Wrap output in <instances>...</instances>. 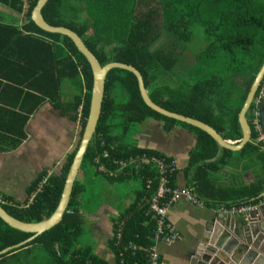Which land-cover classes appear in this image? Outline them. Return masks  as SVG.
<instances>
[{"label": "trees", "instance_id": "16d2710c", "mask_svg": "<svg viewBox=\"0 0 264 264\" xmlns=\"http://www.w3.org/2000/svg\"><path fill=\"white\" fill-rule=\"evenodd\" d=\"M37 1L0 0V6L20 16L21 21L19 24L15 18L0 14V85L26 96L19 105H13L23 114L7 111L13 118L0 124V142L5 145L0 150L4 151L15 149L24 139L28 114L43 101L62 108L60 94L66 87L74 91L71 111L76 114L81 106L80 134L88 116L92 85L89 64L69 38L42 31L31 21ZM41 15L48 25L67 28L79 36L101 66L116 62L135 68L155 105L210 126L224 141L241 140L237 116L264 63V0H48ZM184 54L191 55L195 64L181 86L174 89L165 76ZM262 89L264 77L256 97ZM215 102L217 113L212 106ZM26 103L31 105L29 109L24 108ZM253 109L251 104L245 114L250 142L239 151H230L198 128L149 109L132 73L120 69L107 73L100 117L79 172L85 176L92 170L94 177L114 183L130 176L140 179V192L119 214V237L115 224L109 243L113 264H147L148 252L155 245V222L147 214L146 203L157 186L156 174L149 165H141L137 175L132 169L127 175L111 178L97 171L94 159L112 170L114 159L160 156L132 147L133 135L148 119L163 121L166 131L175 125L186 127L197 137L186 169L194 197L209 207L222 203L229 207L228 201L241 199L255 205L264 192V145L257 141L251 126ZM76 150L67 156L59 176L45 179L39 191L38 184L44 177L32 185L28 190L34 194L30 204L15 206L3 196L6 203L0 206L23 223L49 218L58 205ZM104 151L108 157L103 159ZM232 158L257 162L262 177L247 187L220 190L210 176ZM147 178L151 179L148 189ZM170 182L173 184V175ZM83 188L75 180L61 221L29 243L1 255L0 264H109L97 258L91 248L79 246L83 224L80 211L88 208L87 203L77 200ZM31 236L0 220V251Z\"/></svg>", "mask_w": 264, "mask_h": 264}, {"label": "crops", "instance_id": "0c3cea01", "mask_svg": "<svg viewBox=\"0 0 264 264\" xmlns=\"http://www.w3.org/2000/svg\"><path fill=\"white\" fill-rule=\"evenodd\" d=\"M2 9L4 13L15 18L19 24L21 23L20 16ZM194 64L195 61L191 55L180 56L174 69L165 76L169 87L178 89L185 74ZM185 90L188 89L185 88ZM20 91L25 90L21 88ZM73 96L74 91L66 87L60 94L62 108L56 107L50 101H43L28 114L23 128L24 139L20 144L12 150H0V194L8 198L12 205L30 204L33 195L28 190L32 185L42 177L45 180L50 176H59L67 156L77 148L81 128L80 117L77 112L75 114L70 109ZM234 97L237 96L234 94ZM25 98L26 96L16 89L0 85V109H5L0 111L1 125L13 118V115L7 111L23 114L17 107L13 108V105H19ZM30 106L26 103L24 108L29 109ZM212 106L217 113L219 107L216 102ZM262 108L264 109L263 100L260 112ZM260 120L264 131L262 112ZM131 142L132 147L154 152L174 163L176 169L173 173L172 186L178 191L190 187L191 175H187L186 169L189 156L197 142L196 135L190 129L175 125L166 131L163 121L148 119L138 128ZM230 143L236 142L230 141ZM4 146L3 142H0V148ZM218 156L220 158V152ZM137 166L138 168L134 170L136 175L141 165ZM262 175L263 171L258 167L257 162L248 160L237 162L232 158L224 168L213 172L210 178L222 190L250 186ZM76 180L84 187L77 200L87 203L88 207L80 211L83 224L79 246L91 248L97 258L113 264L114 255L109 243L114 235L115 224L118 222L119 214L131 205L140 192V179L130 176L126 181L114 183L100 176L94 177L93 171L89 170L85 176L78 172ZM136 180L138 184H135ZM263 195L264 192L260 194V201L255 205L250 204L249 199H241L228 201L226 204L229 207L222 206L224 203L218 207H209L204 204L203 206L194 205L185 200L177 201L168 209L167 219L179 233L180 239L172 243L165 241L156 243L155 248L160 257V263L191 264V254L205 225L214 218L232 220L233 216L234 222H241L243 215L231 214L226 209L243 205L254 209L264 202ZM235 225L240 230L241 225L238 223ZM256 242L258 252L264 255V236L258 237Z\"/></svg>", "mask_w": 264, "mask_h": 264}, {"label": "water", "instance_id": "95a60500", "mask_svg": "<svg viewBox=\"0 0 264 264\" xmlns=\"http://www.w3.org/2000/svg\"><path fill=\"white\" fill-rule=\"evenodd\" d=\"M47 1L48 0L37 1L31 12V21L42 31L51 34H59L69 38L77 51L83 55L89 64L92 74V85L90 91L88 116L80 136L77 150L66 175L58 205L53 214L49 218L38 223H23L11 217L0 206L1 221L11 228L32 234V236L24 242L0 251V256L29 243L35 237L51 229L61 221L62 215L68 206L72 186L79 172L83 156L87 150L92 136L95 133L96 125L101 113V104L104 97L105 78L110 70L120 69L132 73L137 81L139 95L143 103L149 109L167 118H171L178 122L198 128L199 130L208 134L219 147L230 151H239L246 143L250 142L251 130L245 118V114L248 111L256 91L264 77L263 63L251 83L244 103L237 116L238 124L241 130V140L238 143L232 144L230 141H224L220 134H218L210 126L200 121L166 111L155 105L149 98L144 88L140 73L132 66L116 62L101 66L95 56L84 45L81 38L74 32L64 27L50 26L43 20L41 9ZM261 112L264 114L263 108ZM262 197H264V195ZM234 219V216L232 220L214 218L203 227V232L200 235V239L198 240L191 254V264H259L260 262H264V255L258 252V243L256 242L258 237L264 236V202L244 215V217L241 218V222H234ZM237 223L241 225L240 230H238L235 225Z\"/></svg>", "mask_w": 264, "mask_h": 264}, {"label": "built area", "instance_id": "2783aa9c", "mask_svg": "<svg viewBox=\"0 0 264 264\" xmlns=\"http://www.w3.org/2000/svg\"><path fill=\"white\" fill-rule=\"evenodd\" d=\"M264 98V89L259 92V95L254 96L251 104L254 105L251 117V126L253 130L257 133V141L264 145V131L262 129V124L260 120L261 112L260 105ZM81 106L77 109V115L80 117ZM103 159L108 157V153L104 151L101 156ZM114 169L107 170L103 165L99 163L98 158L94 159V163L97 165V171L105 174L108 177L115 178L120 175L129 174L132 169L136 170L137 165H149L151 169L156 174L157 186L151 197L147 200V214L151 215L155 222L154 231V241L153 245L147 256V264H161L160 257L156 251V243L159 241H165L172 243L180 239L179 233L176 229L169 223L167 219L168 209L177 201L185 200L191 204H196L198 206H203V202L197 200L193 195L194 186L186 187L181 191H178L174 186H172L170 179L173 175L176 167L172 161L163 156H150V157H136L129 159H114L113 161ZM45 180L38 184L37 191H39L44 184ZM151 185V179L145 180V187L148 189ZM34 195V194H32ZM0 203H6L3 195L0 194ZM253 207L243 205L239 207H232L226 209L227 212L231 214L246 215L251 211ZM116 237H119V231L122 223L117 224ZM134 249V245L132 246Z\"/></svg>", "mask_w": 264, "mask_h": 264}, {"label": "rangeland", "instance_id": "374dc122", "mask_svg": "<svg viewBox=\"0 0 264 264\" xmlns=\"http://www.w3.org/2000/svg\"><path fill=\"white\" fill-rule=\"evenodd\" d=\"M7 12H8V10H6ZM4 14V15H6V16H10V15H8L7 13H4V10L0 7V14ZM189 48H191V46H189ZM129 159V158H128ZM135 184H138V181L136 180L135 181ZM120 193H121V195H122V189H121V191H120ZM116 224H118V222L116 223Z\"/></svg>", "mask_w": 264, "mask_h": 264}]
</instances>
